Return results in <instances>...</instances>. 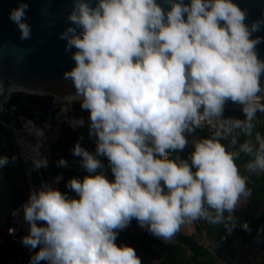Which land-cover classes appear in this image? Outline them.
I'll return each instance as SVG.
<instances>
[{
	"label": "clouds",
	"instance_id": "obj_1",
	"mask_svg": "<svg viewBox=\"0 0 264 264\" xmlns=\"http://www.w3.org/2000/svg\"><path fill=\"white\" fill-rule=\"evenodd\" d=\"M169 3L165 13L156 0H73L58 34L75 62L63 78L89 112L96 151L77 142L72 152L96 174L68 180L78 199L48 184L30 192L22 205L30 225L22 243L38 248L30 264H141L133 247L115 243L133 218L166 242L197 220L223 225L227 234L237 227L233 213L251 191L236 160L248 155L246 170L264 172V136L251 138L257 112L264 113V61L255 51L261 38H252L262 22L246 25L233 0ZM28 7L19 0L9 11L21 40L32 36ZM229 101L242 106L244 119L223 116ZM213 122L215 134L194 143L190 163L170 158L187 146L185 133ZM83 125V118L72 124ZM241 133L248 137L242 143ZM101 156L112 181L97 173ZM8 163L0 155V168ZM47 163L33 160L35 169ZM67 163L61 158L58 166Z\"/></svg>",
	"mask_w": 264,
	"mask_h": 264
},
{
	"label": "water",
	"instance_id": "obj_2",
	"mask_svg": "<svg viewBox=\"0 0 264 264\" xmlns=\"http://www.w3.org/2000/svg\"><path fill=\"white\" fill-rule=\"evenodd\" d=\"M18 2L19 0H0V91H3L0 92V98L6 94L5 91L45 92L75 96L72 81L63 78V73L71 69L75 62L71 58V53L65 50V41L58 38V34L69 23L67 14L72 8L73 0H25L29 5L27 22L32 27V36L29 40H21L17 26L9 20V11L17 7ZM95 2L96 0H91V3L95 4ZM156 2L165 13L170 10L169 0H156ZM183 2L190 4L191 0H183ZM233 2L246 12V25L251 27L254 21L262 22L260 29L252 33V38H261L255 51L258 58L264 61V0H233ZM260 85L264 90V73L260 76ZM259 95L264 96V91ZM72 106L75 110L81 109L80 102L61 105L54 114L55 123H53L54 119L48 117L47 114L41 113L37 116L39 123L52 124L48 131L50 138L46 139V145L41 147L40 158L47 155L55 143L66 118L72 115ZM52 110L53 106L50 111ZM15 124L17 128L23 129V124L19 119H15ZM50 158L52 161L54 156ZM34 159L38 158L31 155L27 161L32 168ZM48 169L51 172L48 175L50 180L40 175L38 169H32L26 176L29 194L44 184L45 180L55 182L52 167L49 166ZM21 210L24 215L23 208ZM132 235L119 238L115 242L116 245H123L132 238ZM20 244L22 245L20 247L22 256H28L26 249L29 248L23 245L22 240Z\"/></svg>",
	"mask_w": 264,
	"mask_h": 264
},
{
	"label": "trees",
	"instance_id": "obj_3",
	"mask_svg": "<svg viewBox=\"0 0 264 264\" xmlns=\"http://www.w3.org/2000/svg\"><path fill=\"white\" fill-rule=\"evenodd\" d=\"M227 103L225 104L223 112L224 117L238 119L245 118V114L242 110L231 108ZM262 115H264V113L257 112V117L254 121L255 127L253 129V137H251L253 140L256 132H259L262 136H264V124H260ZM195 134L199 136V139H203L205 137L210 138L214 135L207 129L198 128L195 129ZM245 139H248V137H245L242 133L238 137V141L240 143H242ZM77 142H79L81 146L87 149L89 152L95 154L96 138L95 136H89V129L83 131H74L72 133L62 130L58 142L52 147V152L54 155V159L51 162L53 175H57L62 172L65 174V178L67 179L70 175L81 174L85 177V174L88 173L86 169L81 167V157L73 155L72 149L74 144ZM221 142L224 143L226 147H228V150H233L232 146L229 145L227 140H222ZM236 147L238 148V144ZM193 150L194 142L188 140V144L184 150L173 152L174 154L170 158L174 160L177 158L189 160ZM16 152L17 150L13 148L0 150V155H6L9 158V163L6 166L8 168L11 167V169L14 170V174H9V178L2 181L0 186V209L7 224L10 223L11 212L18 209L19 206L29 198L27 189L28 186L25 182L27 179L26 174L24 170L19 171V169H17V164H15V161H17L15 155ZM61 158L68 162L66 167L58 166V161ZM98 158L104 165L103 169L100 170L106 174L107 178H109L111 181L114 180V175L111 172V168L109 167L107 157L101 156ZM250 159H252V157L241 153L239 158L236 160V164L239 167L240 163L243 161L248 162ZM18 163L21 166V163ZM244 176L247 177V186L251 191V195L242 197L241 203H243L242 205L246 203V206L244 205L245 207L239 210L242 217H244V220L249 221V226L252 230L250 239H260V242L264 247V172H262L258 178H253V181L249 180L247 173H244ZM63 185L64 183L62 182L60 191L67 197L71 198V192ZM37 223L41 225L44 222L38 221ZM136 225L138 234L121 246L133 247L137 256L141 260V264H146L156 258L157 251L154 249V245H162L166 249L165 256L159 261L158 264H225V262L219 260L218 257H216L208 248L202 245L194 236L183 233L182 229H180L178 232V236L180 238L179 242L165 243L163 239L154 236L150 231H148L147 227L142 228L138 222L135 223L134 218L130 221L126 228L123 230H117L118 234L116 240L130 235ZM196 226L198 231L204 229H206V231H210L211 229V225L208 226L207 222L203 220H200V224ZM185 245L193 251L196 260H198L200 257H203V260H198V263H193L190 260H186L185 255L187 247ZM260 259L261 260H259L257 263L264 264V256Z\"/></svg>",
	"mask_w": 264,
	"mask_h": 264
},
{
	"label": "built area",
	"instance_id": "obj_4",
	"mask_svg": "<svg viewBox=\"0 0 264 264\" xmlns=\"http://www.w3.org/2000/svg\"><path fill=\"white\" fill-rule=\"evenodd\" d=\"M46 97H50V96H38V95L28 94L25 92L14 91V92L6 93L2 98H0V150L9 149V148H13L15 150L18 149L19 151L17 150V152H19V157L17 161L21 163L22 170H24L26 176H28L32 170V167H30L27 164L28 158L34 154L22 150L18 138L24 135V129L17 128L15 124V119H19L20 122L24 124L30 121L32 123L37 124L38 126L45 128V132L47 133L48 136L47 139H49L50 136L48 135V131L52 124L48 122L43 124L39 123L37 120V116L41 113H44L47 114L48 117L54 119V114L60 108L61 105L56 103L55 98L52 100V103L45 104L43 99ZM52 106H53V110L51 112L50 110ZM229 107L234 109L242 108V106L239 107L232 104L231 105L229 104ZM71 110H72V115L70 118H66L65 124L74 130L85 127L86 122L84 118H83L84 120L83 126H72L73 123L69 122V119L78 117L77 113L79 110H75L73 106ZM53 123H55V119ZM198 129H207L209 132L215 134V122H213L212 124H207V123L202 124L201 127ZM186 134L187 133H185V135ZM56 141H58V138L56 139ZM173 154H174L173 152L170 153V157H172ZM35 155L37 156L38 159L41 157V154L40 155L35 154ZM47 155L45 154L43 156L48 161L47 167H42L38 169L40 171V175H42L43 172H45L50 166L51 163L50 157L53 155L52 147L49 149ZM57 177H62V178L57 180ZM63 179H64L63 173L54 176V181L56 185L61 183ZM22 205H20L19 208L16 209L15 211L11 212L10 214L11 220L6 230L7 233L10 234L11 236V241L14 243V245L17 248V252L11 255L10 258H8L4 263L1 264H30L31 256L36 251H38V248L26 249L28 256L23 257L21 254L20 247L22 245L20 244V241L22 240V237L28 234L30 228V225L25 221L24 215L22 214V210H21ZM245 222L249 225V221H245V220L242 221V223ZM245 232L248 235H251L252 230L250 226H249V230ZM260 248L261 249H259L258 255L263 257L264 247L260 246ZM40 264H47V262L40 261Z\"/></svg>",
	"mask_w": 264,
	"mask_h": 264
},
{
	"label": "crops",
	"instance_id": "obj_5",
	"mask_svg": "<svg viewBox=\"0 0 264 264\" xmlns=\"http://www.w3.org/2000/svg\"><path fill=\"white\" fill-rule=\"evenodd\" d=\"M246 164L247 161L245 162L243 161L242 163H240L239 169L243 175L244 173H247L249 180L253 181L254 180L253 178H258L261 175L262 172H260V174L258 173L259 175H256L255 173L252 174V172H248L246 168L244 169L245 167L244 165ZM0 170L2 171L1 174L2 177L8 175L9 168L7 166L0 168ZM3 178L5 179L8 177H3ZM242 204L243 203H240L236 211L233 213L234 219L237 221V227L234 229V231L231 234H227V232L225 231V227L223 225H213L209 223H207V225L208 226L211 225L210 231H206V229L198 231L196 225L200 224V220L194 221L190 224H185L184 226H182V228L187 232H190L189 235L194 236L202 245H204L216 257H218L219 260L223 261V259H227L230 264H244L243 256H244L245 243L251 242V244H254L255 240H257V243L259 245L261 244V242L260 239L258 238L250 239V235H248L245 232V230H243L239 226L242 223V221H244V217H242L241 212L239 210L244 208V205ZM1 217L2 220H0V264L4 263L8 258H10L11 255L17 252L16 246L13 247L14 249L12 250V252H10L8 248V244L14 245V243L11 241L10 234H8L6 231L9 223L7 224V222L5 221V218L0 209V218ZM37 224L39 226V223ZM1 229L3 230L2 232ZM2 243H5V248H7L9 252H5V250L3 251L4 244L3 246H1ZM249 247H252V245H250ZM259 249L261 248L259 247ZM165 254L160 258V260L165 256ZM160 260H157L156 264H158ZM153 263L154 261L152 260L151 262H148L146 264H153Z\"/></svg>",
	"mask_w": 264,
	"mask_h": 264
},
{
	"label": "rangeland",
	"instance_id": "obj_6",
	"mask_svg": "<svg viewBox=\"0 0 264 264\" xmlns=\"http://www.w3.org/2000/svg\"><path fill=\"white\" fill-rule=\"evenodd\" d=\"M55 98V101H56V97H46V98H44L43 100H44V103L45 104H50V103H52V100ZM56 103H57V101H56ZM227 104H232V105H235V106H241L240 104H235V103H232L231 101H230V103L228 102ZM77 116L78 117H82V118H84L85 119V122H86V126L85 127H83V128H78V129H76V130H74V129H72L71 127H69L68 125H66V124H64L63 125V130H65V131H67V132H70V133H72V132H74V131H83V130H87V129H89L88 128V123H89V112L88 111H85V110H82V109H80L79 111H78V113H77ZM260 124H264V120L263 119H261L260 120ZM61 133H62V130H61V132H60V135H61ZM60 137V136H59ZM59 137H58V139H59ZM186 137H187V139L188 140H190L191 142H196L197 140H199V136L198 135H196L195 134V131L194 132H192V133H187L186 134ZM58 141H56V143H57ZM56 143H53V145H55ZM52 145V146H53ZM15 155H16V157H17V160H18V157H19V152H16L15 153ZM19 162V161H18ZM17 161H15V164H17V166H18V168L17 169H19V171H22V167L20 166V164L18 163ZM51 164V163H50ZM245 166V165H244ZM52 167V166H51ZM240 167V166H239ZM9 173H8V175L7 174H5V175H7V176H3V177H8L9 178V174L11 175V174H14L13 172H14V170H12L11 169V167H9ZM244 169H245V167H244ZM100 172H102L100 169H97V173H100ZM51 172L49 171V169L47 170V172H43V177L45 178V179H48V180H50V178H49V174H50ZM103 173V172H102ZM253 173H255L256 175H259L260 174V172L259 171H257V172H252V174ZM259 173V174H258ZM2 171L0 170V186H1V184H2V181H4L5 179H8V178H3L2 177ZM96 173H87V174H85V176H87V175H95ZM104 174V173H103ZM105 176H106V174H104ZM16 176V175H15ZM64 177H65V174H64ZM73 177H77V178H80L81 180L84 178V176L83 175H81V174H78V175H70V176H68V178L66 179H64L62 182L64 183V187L66 188V189H68L70 192H71V194H72V197L71 198H79L78 197V195L75 193V192H73L70 188H68L66 185H67V182H68V180L70 179V178H73ZM107 177V176H106ZM109 179V178H108ZM110 180V179H109ZM24 181V180H23ZM111 181V180H110ZM25 182H26V184H27V182H28V180L26 179L25 180ZM61 182V183H62ZM61 183H59L58 185H56V189H58L59 191H60V186H61ZM244 205L246 206V203H244ZM244 206V207H245ZM0 220H2V217L0 218ZM11 220V219H10ZM242 220V219H241ZM2 227V226H1ZM181 229H182V232L183 233H185V234H190V232H187L186 230H184L182 227H181ZM135 230H136V233L138 234V231H137V226L135 227ZM3 230L1 229V232H2ZM136 234V235H137ZM192 234V233H191ZM180 241V238H179V236H178V233L170 240V241H168V242H171V243H177V242H179ZM165 243H167L166 241H165ZM3 244H4V247H3V251L5 250V252H9V250H10V252H12V250L14 249L13 247L15 246V245H10V244H8V248H9V250L7 249V248H5V243H2V245L1 246H3ZM246 245V246H245ZM245 245H244V256H243V259H244V264H258L257 262L259 261V260H261L260 259V255H258V251H259V247L260 246H262V244H259L258 245V243H257V240H255V242H254V244H251V242H246L245 243ZM250 245H252V247H249ZM154 247H155V249H156V251H157V258L156 259H154L153 261H154V263L153 264H156V262H157V260H160V258L166 253V249L164 248V246H160V245H154ZM187 247V246H186ZM2 251V252H3ZM185 259L186 260H190L191 262H193V263H198L199 261L198 260H203V257L202 258H199L198 260H196V258H195V256H194V253H193V251L190 249V248H188L187 247V250H186V255H185ZM228 260L227 259H223V262H225V264H230L229 263V261L227 262ZM238 263H239V261H238ZM200 264V263H199Z\"/></svg>",
	"mask_w": 264,
	"mask_h": 264
},
{
	"label": "bare ground",
	"instance_id": "obj_7",
	"mask_svg": "<svg viewBox=\"0 0 264 264\" xmlns=\"http://www.w3.org/2000/svg\"><path fill=\"white\" fill-rule=\"evenodd\" d=\"M3 92V91H0ZM14 92V91H5V93ZM28 94L38 95V96H54L56 97L57 104L65 105V104H74L77 102H80L78 99L75 98L73 95H65V94H57V93H45V92H25ZM81 117H76L69 119V122L74 123L75 120L79 119ZM23 124L24 135L22 137H19L18 140H20V146L22 150H25L26 152L33 153L34 155H40L42 150L41 147L46 145V139L48 138L47 133L45 132V128L38 126L35 123L27 122L26 124ZM26 138V139H24ZM27 142H32L36 145L35 149H30L27 147ZM31 146H33L31 144ZM36 156V155H35ZM37 157V156H36ZM32 169H35L34 167ZM44 184H48L53 188H56V184L53 181H44Z\"/></svg>",
	"mask_w": 264,
	"mask_h": 264
},
{
	"label": "flooded vegetation",
	"instance_id": "obj_8",
	"mask_svg": "<svg viewBox=\"0 0 264 264\" xmlns=\"http://www.w3.org/2000/svg\"><path fill=\"white\" fill-rule=\"evenodd\" d=\"M62 128H63V126L60 128L59 136H60V132H61V130H63ZM24 130H25V129H24ZM25 133H26V130H25ZM24 139H26V138H24ZM55 143H56V142H55ZM31 144H32L33 146H31ZM27 147H29L30 149H35L36 145H35L34 143H32V142H27ZM52 147H53V146H52ZM17 150H18V149H17ZM18 151H19V150H18ZM134 221H135V223L138 222L135 218H134ZM136 226H137V225H136ZM136 226H135V227H136ZM131 234H133V235H132V238L137 234L135 228H134V230H133V232H132ZM128 236H129V235H128ZM132 238H131V239H132ZM131 239H130V240H131Z\"/></svg>",
	"mask_w": 264,
	"mask_h": 264
}]
</instances>
